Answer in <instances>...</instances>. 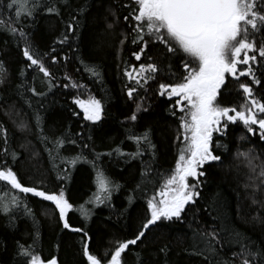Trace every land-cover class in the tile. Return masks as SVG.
Returning a JSON list of instances; mask_svg holds the SVG:
<instances>
[{
	"label": "trees",
	"instance_id": "obj_1",
	"mask_svg": "<svg viewBox=\"0 0 264 264\" xmlns=\"http://www.w3.org/2000/svg\"><path fill=\"white\" fill-rule=\"evenodd\" d=\"M125 3L129 4V8L123 7ZM59 7V16L50 15L41 9L34 18H24L16 25L24 28L33 52L40 54L51 72L54 86L50 90L47 78L35 66L27 67L29 62L22 53L24 41L20 40L18 34L14 37L0 27V62L8 73L7 81L0 86V129L7 130L8 150H14L17 154L15 163L11 157L8 163L20 181L25 186H36L49 192L59 191L63 186L66 198L74 206L68 216L69 223L72 227L87 231L91 237L90 251L103 257L104 249L113 247L109 241L134 237L145 215L146 198L158 190L162 183L161 177L175 166L178 144L174 141L180 113L173 116L171 105L178 98L169 100L157 94L159 83L175 80L166 71L158 73L156 80L149 82L147 92L138 88L137 93H134L135 100L128 98L126 85L129 81L123 75L126 65L146 63L147 56H152L153 62L165 70L168 64L162 45L149 44L141 61H136L132 55L139 45L131 43V27L123 20L130 11L131 0H68L67 5L60 4ZM109 9L114 10L119 17L112 29L107 28V23L113 21ZM71 16L76 17L74 31L67 33L69 39L61 44L59 40ZM0 18L15 22L14 13L9 17L4 9H0ZM122 32L128 34L123 46L120 44ZM53 48L56 51L53 52ZM53 56L56 57V63L52 62ZM171 63L173 71L179 73L182 70L178 57L173 58ZM88 68H96L101 74L100 78L94 77ZM65 76L71 79H65ZM72 83L83 87L73 88ZM20 84L24 88L18 90L17 85ZM66 84L67 88L64 87ZM28 87H35L45 95L33 96L25 90ZM237 88V83L230 76L227 77L226 90L222 89L218 99L225 104L239 105L243 97ZM21 91L23 96L18 94ZM256 92L257 95H264L259 89ZM89 96L100 99L104 106L102 118L96 123L85 121L83 112L73 103L74 98L87 100ZM137 103L146 110L139 111L137 120L133 122L127 118L135 111ZM13 105L15 107L11 108ZM17 111L20 116H16ZM37 112L45 135L55 139L66 134L81 147L88 144L89 147L84 148L83 153L89 160L94 158L95 153H108L117 147L125 153L134 152L136 146L127 139L128 130L140 134L150 129L151 141L155 145V160L152 163V179L147 182L145 190L133 192L141 180V161L152 160L151 151L134 160L115 153L112 156L103 155L97 164L121 188L112 194L108 204H87L96 191L92 165L80 162L75 167L69 166L67 179H57L58 174L64 175L66 165H59V173L52 168L45 143H42L40 131L36 127ZM20 118L29 122L30 131L18 130L13 120ZM89 136L91 139H88ZM241 136L245 139L241 140ZM217 142L225 147H216ZM77 145L66 143L61 149L62 154L73 156L79 153L81 147ZM47 146L50 148L51 144ZM4 147L0 135V152ZM250 149L253 155L259 157L257 164L264 162V141L260 140L258 134L247 133L239 123L229 124L225 136L214 133L213 150L222 159L205 164L201 169L206 175L200 177V195L194 204L186 206L182 213L183 222L166 223L151 229L147 233V240L143 243L138 241L137 245L130 246L123 254L124 264H138L137 256L140 257V264H207L202 256L191 254L194 229L211 231L215 228L223 242L222 250L219 245L217 248L224 258H230V253L239 247L227 243L232 230L244 233L252 241L264 246V208L253 205L248 198L250 189H246L245 184L250 183L248 177L251 173L244 157L237 156V150L248 152ZM2 160L3 156L0 155ZM4 187L3 182H0V189ZM12 192L33 210L35 223L33 217L25 215L22 209L17 210L11 220L0 215V264H16V242L31 244L36 230L39 232L36 251L45 260L54 256L58 264H86L80 244L82 233L64 229L58 220V212L46 215L45 209L54 208L50 202L31 194ZM0 195H3V191H0ZM129 196H133L131 204ZM258 198L264 200V196ZM81 205L92 209L89 218L85 219L79 211ZM257 215L261 219L253 220L252 217ZM165 245L169 249L166 256L160 252V248Z\"/></svg>",
	"mask_w": 264,
	"mask_h": 264
},
{
	"label": "snow or ice",
	"instance_id": "obj_2",
	"mask_svg": "<svg viewBox=\"0 0 264 264\" xmlns=\"http://www.w3.org/2000/svg\"><path fill=\"white\" fill-rule=\"evenodd\" d=\"M60 4L67 5L68 0H3L0 9L7 10L8 16H15V22L11 19L5 21L0 18V27L14 37L19 35L24 41L22 49L23 57L29 62L28 68H35L47 78L49 90L52 84V74L43 63V58L38 52H33L28 34L23 27H17L24 18H34L38 10L43 9L50 15H60ZM124 8H129L125 3ZM83 11V9H81ZM113 21L107 23V28H114L119 21L117 13L109 9ZM123 20L129 24L133 33L131 43L139 45L132 55L136 61H141L146 54L149 44L162 45L165 59L168 60L167 69L153 62L152 56H147L148 62H141L138 66L126 65L123 75L128 79L126 93L130 100H135L134 93L138 88L148 91L150 81L156 80L157 74L167 72L175 82L159 83L158 95L171 100L177 97L171 105L172 115L177 117L179 123L174 143L178 144L174 168L161 177L162 183L153 195L146 198V209L140 227L133 238L125 240L109 241L113 247L105 248L103 257H99L90 251L89 233L80 227H72L68 216L73 210V204L66 198L64 187L59 191H45L36 186H25L16 171L8 163L11 157L13 163L17 159L14 150H8L7 130L0 129L4 149L0 152L3 160L0 161V182H3V195H0V215L7 216L9 220L17 210L25 215L33 217V210L24 200L15 195L18 193L31 194L33 197L50 202L53 209H45L49 212H58V220L64 229L74 233H82L80 240L82 256L86 264H124L123 254L130 246L143 243L147 240V233L161 225L173 222H183L182 213L186 206L194 204L200 193L198 187L202 181L200 177L206 175L205 164L219 162L222 157L213 150V134L225 136L229 124H241L244 130L252 135H259L264 141V95H257L256 89L264 93V0H131V8ZM75 16H71L66 25V31L59 40L65 43L69 37L67 33L74 31ZM134 22V24H133ZM121 46L128 40V34L122 32ZM52 51H56L55 48ZM179 58L182 70L173 71L171 60ZM56 63V57H52ZM94 77L100 78V72L96 68L87 69ZM23 75V71L21 72ZM231 77L237 83V90L243 97L239 105L222 103L218 97L222 95V89L226 90V78ZM245 79H241V78ZM8 79L6 68L0 62V86ZM65 79H71L65 76ZM73 88L83 87L72 83ZM255 86V88L253 87ZM65 88L68 85H64ZM24 88L23 84L17 85V89ZM33 96L42 97L44 92H38L35 87L25 89ZM23 96V92H19ZM73 103L83 112V119L96 123L101 120L104 106L100 99L89 96L87 100L74 98ZM14 108L15 106H10ZM31 107V104H29ZM146 110L140 103L127 118L135 122L137 113ZM16 116H20L17 111ZM76 115V113H74ZM36 127L40 131V139L45 143L49 162L54 170L59 173V165H66L64 175H57V179H67L68 167H75L78 163H90L95 172L96 191L87 201L94 206L105 205L111 202L112 194L120 190L121 185L108 177L105 171L97 164L103 155L127 157L130 160L140 158L145 152H152V160L141 161V180L136 184L133 192L145 190L147 182L152 179V163L155 160V145L151 141V130L136 134L128 130L127 139L132 141L136 148L134 152H123L119 147L108 153H95L89 160L84 155L82 147L71 136L62 134L55 139L43 133L41 118L36 113ZM20 131H30L29 122L20 118L13 120ZM79 135V134H78ZM91 139V136L88 137ZM245 139L244 136L240 137ZM74 144L81 147V151L73 156H65L61 149L65 144ZM51 144L49 148L47 145ZM24 147V145H22ZM216 147H225L219 142ZM34 155H37L34 153ZM237 156H243L246 166L250 171L248 177L250 183L245 184L250 189L248 198L253 205L264 208V162L256 161L259 157L248 152L237 150ZM159 175V174H157ZM191 181V182H190ZM129 204L133 202V196L128 197ZM79 211L85 219L89 218L92 209L81 205ZM253 220H260L259 215L253 216ZM226 230V229H225ZM193 245L191 254L202 256L207 264H264V246L254 242L246 234L232 230L229 233L227 243L238 245V250L230 253V258L220 255L217 246L221 250L223 242L219 232L215 228L211 231L194 229L192 234ZM39 241V232L33 233L32 243L25 245L17 241L15 252L16 264H58L57 258L45 260L36 251ZM168 246L160 248V252L167 255ZM187 251V250H186ZM138 264L140 257L137 256Z\"/></svg>",
	"mask_w": 264,
	"mask_h": 264
}]
</instances>
